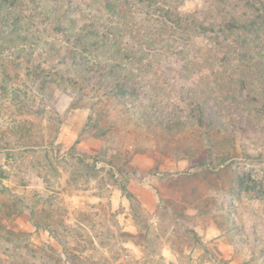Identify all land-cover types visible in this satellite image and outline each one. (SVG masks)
Masks as SVG:
<instances>
[{
  "label": "rangeland",
  "instance_id": "obj_1",
  "mask_svg": "<svg viewBox=\"0 0 264 264\" xmlns=\"http://www.w3.org/2000/svg\"><path fill=\"white\" fill-rule=\"evenodd\" d=\"M59 1L85 25L97 21L104 30L119 29L121 45L144 46L146 37L123 30L127 20L135 21L117 23L102 0ZM172 1L182 14L208 7L207 0ZM11 18L0 8V209L15 196L23 211L9 217L3 207L0 211V264H69L49 232L34 226L29 207L56 220L66 250L77 254L80 264H264V109L239 94L226 75L222 91L215 93V83L202 75L217 66L208 40L194 38L186 47L189 54L207 57L208 70L190 71L185 79L174 77L181 61L174 52L160 50V42L143 52L144 63L153 64L154 71L139 76L138 95H124L125 106L114 99L95 105L104 109L98 124L108 129L98 137L96 129L84 126L102 90L91 92L86 82L81 90L63 82L43 83L25 68L30 58L65 68L77 78L65 51L73 40L65 44L38 21L23 20L30 30L23 43L17 35L21 26H12ZM31 32L40 33L38 43ZM52 44L58 56L50 50ZM79 64L92 68L93 54L83 52ZM220 71L226 72L224 66ZM205 84L211 94L208 107L228 123L219 134L192 125L186 94ZM133 104L144 108L147 119L126 110ZM165 122L181 123L173 127ZM74 145L100 154L94 166L97 178L88 167L79 176L70 174L82 180L78 188L66 184L73 159H53L70 152L81 156ZM239 178L250 191L239 188Z\"/></svg>",
  "mask_w": 264,
  "mask_h": 264
},
{
  "label": "trees",
  "instance_id": "obj_2",
  "mask_svg": "<svg viewBox=\"0 0 264 264\" xmlns=\"http://www.w3.org/2000/svg\"><path fill=\"white\" fill-rule=\"evenodd\" d=\"M102 1L107 12L115 17L117 23L119 19L132 18L135 21L127 20L123 30L130 32L134 29L140 33V36L146 37L143 48L134 49L121 45L120 41L116 40L121 35L118 28H116L118 29L117 33L115 29L100 28L96 24L97 21L89 26L78 19L71 18L59 0H0V8L6 10L7 14L13 15L11 25L21 26L22 33L18 31L17 35L21 37L23 43L28 42L30 38V30L24 29L23 20L38 21L35 23L48 27L65 44L73 40L74 46L71 47L74 49H71L69 45L70 49L67 47L65 51L68 53L66 54L68 55L67 59H71L70 67H67L71 68V71L78 76L77 78L67 74L65 68L52 65L44 66L43 62H33L30 58L24 62L27 72H32L35 78H39L43 83L63 82L78 85V89L81 90L83 89L82 84L86 82L90 85L91 92L102 90L98 94V100L90 105L84 129L91 126L96 129L95 136L104 137L106 135L108 129L97 122L98 117H103L104 109L99 110L95 105L99 101L105 104L107 102L105 99H114L121 101L123 103L121 106H125L122 101L124 95H138L137 79L143 73L155 69L153 64L144 63L143 52L153 49L156 43H161L160 50L168 49V51L174 52L181 61L180 68L173 71L175 78L185 79L193 70L196 73L199 72V69L207 71V57L204 58L202 53L189 54L186 51V47L194 42V38H205L216 51L214 55H210V58H214L217 62L216 69H211V73L202 72V75L206 73V80L211 79L215 83V86H212L217 89L215 93L218 94L222 91L221 81L226 75L227 78L234 79L239 94L243 95L244 93L264 109V55H261L260 51L264 50V0H207L208 7L206 9L184 14L178 11V3L175 4L172 0ZM16 7H19L17 11H15ZM143 20L144 22H141ZM13 31H17L15 27ZM31 35L35 37L32 40L36 43L41 39L39 38L40 33L31 32ZM50 50L54 55H59L60 51L55 44H52ZM88 51L94 56L95 67L92 65V68L85 69L79 62L83 57V52ZM65 59L62 60L63 63L67 61ZM103 61L106 64L101 67ZM222 66L226 69L224 74L220 71ZM132 79H135L136 82H132ZM207 86L208 84H205L199 91L189 88V92L186 94L191 104V115L194 118L192 125L205 129L213 128V131L219 134L221 131L227 130L228 123L214 109L208 107L207 103L211 94L206 90ZM126 110L142 120L147 119L146 111L142 106L133 104ZM180 123L165 122L164 124L177 127ZM225 137L228 138L227 135ZM72 149L81 153V156L75 157L70 152L71 154L56 155L53 159L64 163H68L65 161L66 159H73L68 163L71 169L66 184L75 183L78 188L81 186L76 183H81L82 180L75 179L73 176H79L80 173H83V167H88L94 170L92 177L97 178L98 173L95 172L94 166L99 161L100 154L93 150L76 148V145L72 146ZM245 155L249 154L245 153ZM58 157H61L60 160ZM90 160L91 162H89ZM47 164L52 167V160L48 158ZM70 174L73 175L72 178ZM111 175L113 176L114 173L111 172ZM238 184L241 190L250 191L251 189L242 178H239ZM121 189L129 195V198L131 197L125 185H122ZM19 200L14 196L12 201L2 203L4 211L2 207L0 211L2 210L6 217L19 215L23 211V202L20 203ZM29 211L34 226L47 230L62 247V252L66 255V262L80 264L82 260L79 256L66 250V243L60 237L59 226L54 224L56 220L47 214L40 213L35 207H29ZM41 212L44 211L41 210ZM59 223L62 226L61 231L67 232L66 226L62 222Z\"/></svg>",
  "mask_w": 264,
  "mask_h": 264
}]
</instances>
